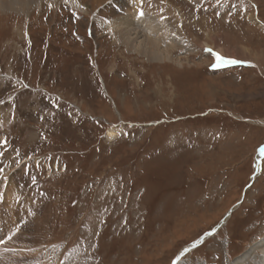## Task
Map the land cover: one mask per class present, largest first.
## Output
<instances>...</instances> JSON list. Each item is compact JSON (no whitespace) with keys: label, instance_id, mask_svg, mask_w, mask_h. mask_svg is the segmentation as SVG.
Wrapping results in <instances>:
<instances>
[{"label":"rangeland","instance_id":"obj_1","mask_svg":"<svg viewBox=\"0 0 264 264\" xmlns=\"http://www.w3.org/2000/svg\"><path fill=\"white\" fill-rule=\"evenodd\" d=\"M140 1L170 61L81 4L0 11V187L31 264H232L264 237V0ZM217 55L246 68L211 73Z\"/></svg>","mask_w":264,"mask_h":264},{"label":"bare ground","instance_id":"obj_2","mask_svg":"<svg viewBox=\"0 0 264 264\" xmlns=\"http://www.w3.org/2000/svg\"><path fill=\"white\" fill-rule=\"evenodd\" d=\"M57 1H62L64 4L66 2V4L74 6H80L81 4L83 7L91 8L100 13V18L105 20V22L103 20L101 23L103 28L106 32L108 31V33L112 35L115 43L124 46L128 52L137 53L141 56L147 55V57L152 60H159L162 57H164V59L166 57L167 61L171 60V57L168 55L170 54L168 46L172 47L171 45H173L174 42L178 43V41L175 40L176 37L174 34L166 30V26L163 23L165 22V19L161 18L162 13L155 14L153 13L154 11H151L150 6H146V3L149 4L150 1L0 0V11H10L22 14L29 11V9L40 2H47L52 5ZM153 5L154 4H152V6ZM174 11L179 18L178 20L182 19L179 10L175 9ZM254 23L262 27L258 20ZM208 35L209 33L206 36ZM213 36L214 35H212V38ZM223 37L224 36L220 38ZM214 39L216 40V38ZM223 40H226V37H224ZM166 43H168V45H166ZM233 50V48L226 49L223 47V49L220 48L217 51L224 55L227 52L233 54ZM263 155L264 153H261L258 157H263ZM259 158H257V161L261 159ZM258 166L259 163L255 168L256 171L259 170ZM1 173L2 172H0V175L2 176ZM4 178L6 184L5 186L0 187L2 189V192L0 191V221H3L4 218L6 229L11 233H9L10 235L8 237L3 238L4 236H2L1 232L2 229L0 230V256L2 255L0 257V264H31V253L28 250V248L31 247V242L28 240V236L25 235L28 229L26 215H28L29 211H26L27 213L21 211L24 197H20L19 193H17L15 188L9 183L10 177L8 174H6ZM26 210H28V208ZM14 247L17 250L13 251L12 248L14 249ZM256 253L259 254L260 258L256 257ZM12 256L15 257L13 258ZM6 257H8V260ZM252 262L253 264H264V237L232 264H252ZM174 264L187 263L183 262L180 258Z\"/></svg>","mask_w":264,"mask_h":264},{"label":"snow or ice","instance_id":"obj_3","mask_svg":"<svg viewBox=\"0 0 264 264\" xmlns=\"http://www.w3.org/2000/svg\"><path fill=\"white\" fill-rule=\"evenodd\" d=\"M216 59H217V66H219V64H222V63H237V61L235 60H225L223 57L219 55L216 56ZM261 152L264 153V148L261 149Z\"/></svg>","mask_w":264,"mask_h":264},{"label":"water","instance_id":"obj_4","mask_svg":"<svg viewBox=\"0 0 264 264\" xmlns=\"http://www.w3.org/2000/svg\"><path fill=\"white\" fill-rule=\"evenodd\" d=\"M219 228H220V227L215 228L213 231H211V232L208 234V236L214 234ZM202 241H203V240H202Z\"/></svg>","mask_w":264,"mask_h":264},{"label":"crops","instance_id":"obj_5","mask_svg":"<svg viewBox=\"0 0 264 264\" xmlns=\"http://www.w3.org/2000/svg\"><path fill=\"white\" fill-rule=\"evenodd\" d=\"M236 7H238V5L236 4Z\"/></svg>","mask_w":264,"mask_h":264}]
</instances>
